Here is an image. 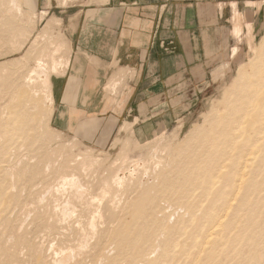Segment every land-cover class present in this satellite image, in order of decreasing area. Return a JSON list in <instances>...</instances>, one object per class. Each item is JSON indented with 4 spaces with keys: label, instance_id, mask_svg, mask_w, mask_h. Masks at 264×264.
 Here are the masks:
<instances>
[{
    "label": "rangeland",
    "instance_id": "374dc122",
    "mask_svg": "<svg viewBox=\"0 0 264 264\" xmlns=\"http://www.w3.org/2000/svg\"><path fill=\"white\" fill-rule=\"evenodd\" d=\"M6 1L7 0H0V23H3V21L6 23L5 25L7 26V29H6L7 31H10V28L12 31H14L13 29L18 28V29H21L23 32H25V34L23 35V38L21 36L19 37V42L20 43L23 42L21 44L22 49H21V51H19L16 49L17 47L12 48L11 45L6 44V41H8V43H9L11 36H9V32L7 33L8 35L6 34L7 31L4 30L6 28V26L3 25L4 23L2 24V26L0 24V33L5 32L4 35H7L6 37L9 36L5 42H4V39L3 40L1 39L2 43L3 44L5 43V45L8 46V47L6 46L7 48H5V45L0 44V46L2 47V49L0 47V61H1L0 62V69H1L0 70V78L2 77L0 79V81H1L0 82V89H1L0 90V99L2 97L3 98L5 97L6 92H7V95H6L7 97H5V98L7 99L10 97V100L9 99L6 100L5 98L3 100L2 99L0 100V106L5 104V107H4V105H3V107H0L1 108L0 111L3 112V114H0L1 116L3 115L2 117H0L1 118L0 129L2 127L1 123L5 119L4 114H6V113L4 111H5V108L7 105L6 103L13 104V103H15L13 101H15V99H17V93L15 92L14 89H12L14 87V85L10 82H12L15 79V81H13V83H15L16 78H18L20 80V78H22V76H24L26 73H28V70L34 69V67H36L34 59L40 53H42V52H40V50L43 51L45 45L48 44L46 42V39H43V36L44 35L46 37L49 36V38H50L53 35L55 36V33L56 34L58 33L60 35L63 34V37H59V39L56 40L57 43L62 45V46H60V49H61L60 54L63 53L65 55H67V54H69V51L71 50V53L69 56L70 57L69 59L71 60L72 54H73L72 49L74 48V52H76L75 48H76V44H77L76 41L73 40V46H72V35L75 32V30L77 29V25L79 23V18H80L79 13L77 12V8H81V7L83 8V7L89 6V5H91V3L94 2V0H44L45 1L44 4H41L40 0H19L20 6L23 10V15H22L23 17L22 16L17 17V16H14L13 13H12V15H8L7 10H6V8H7V2ZM216 1L224 2V6L222 9V14L224 17L220 20V23L217 25V31H216L217 33L215 35V38L213 40H206V42H205V44H206V56L208 59V67L204 70V72H202L200 81L197 79L196 82H191L187 79L181 78L179 75L178 77L180 79L176 80L177 82H175L174 88L169 90L168 93L164 92V90H162L161 88H158V89L154 88L155 90L152 89L153 91H151V93H152L151 97H147L150 93V90L149 91L145 90V88H143V89L142 88L132 89V87L130 86V81H132L135 77V70L128 68V67H119L115 63L106 64L107 68H110L111 66H113L115 68V70L111 72V75L107 78L104 86L111 84L115 79H118V78L124 79V80L121 81V85L118 86L117 93H115L114 95L108 93L105 89H102L104 91V93L108 94V95H106L107 98L104 99V104H101L102 99L98 98L97 104H99V105L91 106V110L89 112H86V113L83 112L84 114H80L82 116H80V120H78L77 122L75 121V118L73 119V116H71V119L69 118V116H68L69 114L67 112L65 113L66 110L64 111L63 105L61 103H59L58 99H57V101H55L54 95H53L54 80L57 77L64 76L65 73L68 72V67L70 65V61L68 63V66L64 68L63 73L59 74L56 77L53 76L51 78V85L48 88L43 89L42 91H39V92H38V90L32 92L31 89H29V88L26 89L25 101L28 98V102L29 101H31V102H29L30 103L29 104L26 101V104L28 103V105L26 106V104H25L24 108L26 107V111H29L31 114H34V115L37 114L36 121H26L24 124L25 126H21L17 130V132H20L19 134H23V135L25 134L24 137H25L26 141L28 140V137L30 135H33L31 138V143L33 144V145L31 144L32 145L31 149H33V150L38 149V151L37 150L36 151L38 152L37 154H39L40 157L37 154L36 155L30 154V152L27 153V151L25 150L26 146H23L22 147L23 149L22 148L20 149L21 151H19V152L15 151L14 153H12L13 159L10 158L11 161L8 160V164L10 163V165L8 167H6V169L4 168L5 170H3V173H5V174L9 172L8 174H6L7 177L12 175V176L8 177V179L10 178L9 180H11L10 181L11 183H13V182L15 183V178L18 177L17 179L19 181L17 182V179H16V184H15L16 186L12 187V189L10 188L12 190V193H14L16 195V203H15L16 206L18 204L20 206L26 205L23 203H28V205L30 206L32 204V202H33L32 205L35 206V204H37V203H35L36 202L35 201L36 195L34 193L30 194L31 193L30 190L27 192L28 188L24 187L25 183L22 180V178L20 179V177H22V176H19L16 174V177H15V174L13 172L16 173L17 172L16 170H18V172L20 170L21 171L20 175H22L24 173L26 174V172L29 170V166H31V164H33L34 162L36 163L38 161V157L40 159L43 157L41 160L45 161L48 158L46 155L49 156L51 151H52L51 156H53L52 157V159H53L52 164L55 163V164H53L52 167H54L55 169H56V167H59V165H62V164H66L69 166H72V164H73V165H75L74 167L76 169L77 167H79L78 164H76L79 162V160L75 161V159L78 158L79 155L80 156L82 155V154H79L81 152L84 153L82 156H86V155H88L89 157L91 156L94 159L93 160L94 162L90 166V169L86 173L83 174V172H81L80 169L77 168L76 173H78V171H80V173H78V174L82 173L80 175L81 181L82 182L84 181V183L89 184V186L92 190L91 191L92 195H98L100 193H105V195H106L104 198L103 204L105 205V207H106V205H108L107 206L108 208L106 207L107 212L104 210L103 211L104 217L97 218L98 222L103 223V224L101 223L100 227L103 226L101 228H103L105 230V232H104V234H103V232H101L102 234L97 233L96 234L97 236L94 237V242L95 241L96 242L97 241L102 242V240H105L104 242H106V243H103V244L105 246H107L106 249L108 250V247H109V250L111 249L112 246H111L109 241H111L110 238L112 236L113 229L116 228L119 224L120 220H118V216L120 218H122L124 216V214H126L128 212V209H129L128 207H131L132 203L134 204V202H132V200L133 201L135 199L137 200V197L141 198V194L145 190H150L152 188L153 191H151L152 189L150 191H151V194H153L154 188L159 186L160 184H162V181L165 179L164 178L165 175L167 178L165 181H163V183L167 182L170 178H174V176L177 173H179V171H181L185 168L184 167V163H185L184 161H185V157L187 156V152H189V148H191L195 144L194 141H195L196 137L200 134V133H198L197 136L194 137V135L196 134V131L200 132L201 130H203L204 128L209 126L211 119L213 118L215 113H217V111L223 109L228 104L227 101L231 95L232 86L234 87V85H236V83H238V81H239L238 78H240V76H242L241 75L242 72H244L245 70L249 71L250 66L248 63L246 64L247 60L244 59V56L247 52V44H246L245 39H243L244 41L242 40L240 43H238V54L233 59L228 58L230 47L235 46L237 44V39L234 37L231 30H230L231 34L227 33V31L230 28L232 29L231 7L229 5L230 0H201V3L202 4L205 2H213L214 3ZM259 1H262V4H261L259 13L256 16V18L258 17L257 18L258 22L261 23L264 21V1L263 0H259ZM237 4H238V9L243 10L244 0H238ZM36 12L45 13L43 18L40 21H37L33 16L34 13H36ZM24 13H25V15H24ZM9 14H11V13H9ZM14 18L16 21H14ZM22 18H24L26 20L24 21V19H22ZM256 18H255V20H257ZM9 20L13 23L11 26H10L11 22ZM17 20H18V22H17ZM33 20H35V21L33 22ZM22 21H24V23ZM31 21L33 22V24H36V25H33ZM30 22L32 25H30ZM260 23L256 24V22H255L253 24V28L255 29L256 26L259 27ZM28 25H29V27H28ZM8 26H10V27H8ZM34 26H35V29L33 28ZM1 27H3V28H1ZM30 27H31V29H30ZM12 31H10V32L12 33ZM42 32H43V36L41 35ZM11 33H10V35H11ZM48 33H50V34H48ZM6 37H5V39H6ZM263 37H264V34L261 35V39H262V40L260 39L261 41L264 40ZM36 38H37V40H36ZM51 39H52V37L50 38V40ZM21 40H22V42H21ZM260 40H257V46H259V43L261 42ZM258 41H260V42H258ZM29 45H31V46H29ZM38 45H40V46H38ZM28 56H29V58H28ZM77 56H78L77 53H75V58ZM43 58L45 59L47 57L44 56ZM225 60H229V63L231 66V72L229 73V75H227L225 78H222L220 81L212 78L213 77L212 76L213 70L216 69V67H218ZM241 66H243V67H241ZM239 69H240V71H239ZM7 70H9V71H7ZM23 71H25V72H23ZM16 73L17 74L20 73V74L17 75ZM21 74H22V76H21ZM7 75H8V77H6ZM16 75H17V77H16ZM18 79H17V81H18ZM3 80H4V83L6 85L9 83V86L11 84L13 86L11 85L10 87H6V86L4 87L3 86L4 84H2ZM64 80H66V77L64 78ZM215 80H216V82H215ZM18 82H16V83H18ZM73 82H74V78L70 77L68 80V88H67L66 95L64 98L65 101H67V96H69L71 94ZM32 86H34L35 89H39L37 83H35ZM4 88H6V89H4ZM8 88L10 90H8ZM12 90H13V93L16 94V95H14L15 98L12 96L13 95L11 92ZM2 91H4V94H5V95L2 94L3 96L1 95V93H3ZM8 92H9L10 96L8 95ZM32 93L36 96L34 97V95H32ZM137 95H138V97H137ZM135 96H136V100H135ZM12 97L14 100L12 99ZM141 97H142V99H141ZM3 101H5V102H3ZM30 108H32V109H30ZM72 110H74V109L69 108L68 112L72 111ZM73 115H74V117H76L75 113ZM83 116H84V118H89V119L94 118L96 120H94V119L92 121L87 120L88 122H86V121L82 120ZM35 122L36 123L38 122V123L35 124ZM34 130H35V132H34ZM36 132L38 133V137H37ZM34 135L37 137L36 142L34 140L35 139ZM15 138H17V137H15ZM0 139H1L0 140V142H1V141H3L4 138L0 137ZM40 140H41V142H40ZM42 141H43V144H42ZM58 141H60V142H58ZM48 142L52 143V144H48ZM191 143H192V145H190ZM44 144H46V145H44ZM41 146H43L44 149ZM61 148H63V149H61ZM13 150L14 149H12L11 152ZM39 150H40L41 154H43V156L40 154ZM74 154L78 155V156L76 157V156H74ZM92 154L96 155L97 157L93 156ZM27 156H28V158H27ZM88 156H86V157L88 158ZM35 157L37 158V160L35 159ZM7 158H9V156L5 157V160H7ZM67 158H68V160H67ZM71 158L74 160L72 161ZM96 159H97V161H96ZM140 159L144 161L143 165H141V166L135 165L136 164L135 161L140 160ZM65 160H67V161H65ZM255 160H258V158L256 157ZM14 162H16V163H14ZM64 162H66V163H64ZM203 163H204V160H201V167H203V165H202ZM22 165H25V166L23 167ZM129 165H133V168H134L133 170H135L134 171L135 175L126 176L124 178L125 183L123 182V184H119V185H122L121 186L122 188L119 185L113 184V181L115 183V176H114L115 173L117 171H119L120 169H122L123 168L122 166L128 167ZM119 167H120V169H118ZM256 167H255L256 171L255 170H254L255 172L253 171L255 173V175L253 173V175L250 176L249 181L242 184V187H241L242 191H243V187L244 188L247 187L249 189V192H247V194H245L243 196L242 195L237 196V200L232 202L233 206H235V207H232L231 209L229 207V210H231V211H229L228 209L226 210V212L223 211L222 214L224 213L225 216H222V217H225V219L221 218V220L224 219L223 222L225 221V224L227 225V226L225 225V229H226L225 230V233H226L225 236L227 237V232H228L230 234V237H231V238L227 239L228 240L227 243H230L233 239H235V237H237L240 234V231L243 232L245 229H246V232L248 234L247 236L249 237V238L247 237L248 238L247 243L240 246L236 252L232 251V250L229 252V254H231V257H233V258L244 257V258H246V262H249V264H264V230H263L264 229V208L263 209L261 208V207H264V160L260 163V166L257 169H256ZM23 169H24V172H23ZM11 172H12V174H11ZM46 172H47V174H46L47 176L46 175L45 176H46L47 181H49L50 186H51V184L54 185L56 183V181H54L56 178L55 179H53V178H54V176H56L58 174L55 175L52 168H51V170H50V168H48L46 170ZM171 172L173 175L171 174ZM13 176L15 178L12 179ZM48 177L50 179H48ZM20 180H22L23 183ZM87 180H88V182H87ZM19 182H20V184H19ZM11 183H10V185H11ZM152 184L156 185V186H153ZM107 186H109V187H107ZM38 187H40V185ZM99 191H101V192L99 193ZM116 193H117V196L120 193L118 198H117V196H115ZM29 195H31V196H29ZM49 195H50V193H47L46 196H49ZM120 196L121 197L123 196L122 197L123 200L120 198ZM28 197H30V198H28ZM157 197L159 198V195ZM238 198L239 199L241 198V200L243 198L244 200L249 201V202L245 203V204L242 203L243 205H238V203H239ZM119 199H121L122 201L121 200L119 201ZM159 199L162 202H159L160 209L159 208H158L159 210L157 209L158 210L157 211V219H159L160 224H162V225L160 226L161 229H159V231L156 234V236L158 238L156 236H155L156 238L153 237V241H151V243L155 246L158 245L159 243L163 244V245H161L162 246L161 248H165L163 250L168 249L171 251L172 258H171L170 264H173V263L174 264H189V263L194 262L196 259L197 260L201 259V253L197 251L196 247H194L195 249L194 248L191 249L193 247L191 244V241H192V238L194 236V231L191 230V225L193 224V223H191V221L193 219V216H194V218H197V219L199 217H201V220H202L203 215L206 211V207L210 204L211 201L210 200L206 201L205 199H202L201 200L202 202L200 201L202 203V205L199 204L200 205L199 207L200 208L202 207V208L200 209L198 207L197 209H200V210H198V211L196 210V213L193 212V213L189 214V212L186 210V207L183 204L181 205V203H179V202L177 204V201L175 202L174 200H168L165 198L164 199L159 198ZM117 200L121 204L118 203ZM124 200L127 202H125ZM167 200H168V202H167ZM113 201L115 202V205H114V203H112ZM21 202H22V204H20ZM128 202H130L129 203L130 205H128ZM124 203H125V205H123ZM19 205L17 206L18 208L15 206L14 211L17 208L15 213L18 212V210L20 208ZM119 205H121V206H119ZM122 205L124 206L125 209L122 207ZM126 205H128V206H126ZM92 206H93V208L97 207V202L92 204ZM112 206H115L118 208L117 212H116L117 208L112 207ZM125 206L128 208L127 211H124V210H126ZM236 206H241V207L238 208ZM111 208H115V210L111 209ZM121 209L123 210V212ZM41 210H43V209L42 208L41 209L36 208L35 210L32 211L33 213L31 214V212H30V214L33 216L35 214V212L38 211L37 215H40ZM120 212L123 215H121ZM215 212H218V211L216 210ZM15 213H13V215H11V216L13 217ZM84 213L83 214L85 216L81 213V215H82L81 218H84L82 220H85V218H87L85 211H84ZM115 213H116V215H115ZM112 214H113V218L116 216L115 219L111 218ZM103 218H104V220H103ZM190 218H192V219L190 220ZM75 219L76 218H73L72 220H70L71 222H67L66 226L63 225V223H62L61 225L63 226L64 229H61V228L56 229V228H54V226H52L53 229H51V231H50L51 235L49 234L48 238H47V235L44 236L45 237V238L43 237L44 240L42 238L39 239V237H38V239H37V237H33V230L32 229L34 228V226H32V225H34V224L30 223L27 226V231H26L27 233H25L24 236L26 238H27V236H26L27 234H28V236H30V238L28 237L29 242H27V245H29V243L31 241H33V242H32V245L30 244L31 247L27 246L26 249L28 250V248H33L36 245V243H37V245H39L40 243H43L42 245L44 246V243H45L44 241L50 240V238L52 241L50 240V242H46V245L44 247L49 246L50 244H48V243L52 244V242H53V244H54L56 241L59 242V243L56 242L57 245H59L60 243L63 244V242H61L62 239L63 240L65 239V241L67 240L66 242L64 241L65 242L64 244L73 243V241L76 242L77 240H75V239H78L77 234L79 232L77 231L78 227H77V222ZM99 219H101V220H99ZM105 219L107 220V222ZM110 219L114 220V221H111ZM73 220H75V221H73ZM75 222H76V225H75ZM112 222H114L113 223L114 225L112 224ZM104 223H106V224H104ZM70 224H73L75 226L70 225ZM67 225L70 227H68ZM183 226H184V228L186 227L184 230H191V231L186 232L185 236H182V237L181 236L180 237L175 236L174 235L175 227L177 229V228H182ZM65 227H68L70 230L68 228H65ZM71 227H75V228H71ZM100 227H99V225H97V230ZM254 227H256V228H254ZM28 228H30L29 229L30 231L28 230ZM101 228H100V230H101ZM110 228H112V229H110ZM55 229H56V232L53 233V230L55 231ZM66 229H68V230L66 231ZM73 229L75 231H73ZM31 230H32V232H31ZM61 230L62 231L64 230V232H63V233H65V235L63 234L64 236H62V232L61 233L58 232ZM170 230H171V232H170ZM249 230H251V231H249ZM68 231L71 233H69ZM73 232H74V235H73ZM75 232H78V233H75ZM55 233H58V234H56L57 236L54 235ZM59 233H60V235H59ZM187 233H188V236H187ZM167 234H168V236H167ZM108 235H109V237H108ZM50 236H53L54 238L50 237ZM70 236L73 238H71ZM98 236H100V238H103V239H100V238L98 239ZM186 237H188V238L185 239ZM35 239H36V243L34 242ZM177 239H178L179 243H177ZM183 239H185V241ZM40 240H43V241L38 243L37 241H40ZM189 240H190V242H187ZM94 242L92 241V243H94ZM174 243L175 244L177 243V244L175 245ZM57 245L55 244V246H57ZM159 245L157 246L158 249L152 254V257L154 259L157 258L158 256L157 257H155V256L158 255L162 251L161 248L159 250ZM185 245H187V247H186L187 250H185V249L182 250L181 247L185 246ZM247 247H250V248L247 249ZM249 249H250V251H249ZM190 250H191V252H190ZM179 252H180V255H179ZM35 253L34 254L37 255V252H35ZM46 253H41V256H43V257L40 256L39 259L42 260L43 258H45L47 256H48L47 258H51L53 256V254H51L50 252L47 253L48 255ZM190 253H191V255H190ZM93 254H95V253L92 252V253L88 254V256L85 255L84 259L79 260L80 261L79 264L80 263L81 264H85V263L90 264V262H91V264H99L100 262L98 263L94 260L95 255H93ZM193 254L195 256H193ZM49 255H52V256H49ZM190 256L195 257V258L191 259ZM87 257H89L88 259L91 258V261L89 260V262H87L88 261ZM185 257H187L186 260H185ZM224 257H226L225 264H231V263L235 264L234 261L230 263L231 258L229 255L226 254ZM92 259H93V262H92ZM196 261L194 262V264H196ZM141 263L144 264L143 262H140L137 264H141Z\"/></svg>",
    "mask_w": 264,
    "mask_h": 264
},
{
    "label": "bare ground",
    "instance_id": "6f19581e",
    "mask_svg": "<svg viewBox=\"0 0 264 264\" xmlns=\"http://www.w3.org/2000/svg\"><path fill=\"white\" fill-rule=\"evenodd\" d=\"M6 2H7L6 10H7L8 15H12V13L14 16H17V17H21L23 15V10L20 6L19 0H7ZM229 3L231 6V12H232V16H231L232 29H231V32L233 33L234 37L237 39V44L235 46L230 47L228 58L233 59L238 54V43H240L243 39H245L246 44H247V52L244 56V59L247 60V62L245 61L246 64L248 63L250 66L249 71L245 70L244 72H242V74H241L242 76H240V78H238L239 79L238 83H236V85H234V87L232 86V89H231L232 92L230 95L231 98L229 97V99L227 101L228 104L223 109H221V110L217 111V113H215V115L211 119L209 126L204 128L200 132L196 131V134L194 135V137L197 136L198 133H200V134L196 137V139L194 141L195 144L191 148H189V152H187V156L185 157V161H184L185 162L184 163L185 168L183 170L179 171V173H177L174 176V178H170L167 182L163 183V181H165L167 178L165 175L164 176L165 179L163 178L164 180L163 179H162L163 181L161 180L162 184H160L159 186L154 188L153 194H151V191H153V189L151 188L152 189V190L150 189L151 191L145 190L141 194V198L137 197V200L135 199L137 202L135 200L133 201L131 199L132 202H134V204L132 203V206L128 207L129 209L126 207V206L130 205L129 204L130 202H128V205L125 206L126 210H124V211H127V209H128V212L126 214H124V216L122 218H120L118 216V220H120L119 224L112 231V236L110 238L111 241H109L111 246H112L110 250H109V247L107 250L106 249L107 246H105L103 244V243H106V242H104L105 240H102V242H100V241L94 242V237L97 236L96 235L97 233L103 232V234H104V232H105V230L103 228H101L103 226L100 227L102 222L101 223L98 222L97 218L104 217L103 211L107 210L106 207L108 205H106V207H105V205L103 204V201H104V198L106 195H105V193H100L101 191H99L100 194H98V195H92V193H91L92 190H91L89 184L84 183V181L83 182L81 181L80 175L82 173L78 174V173H80V171L83 172V174L86 173L90 169V166L94 162L93 161L94 159L91 156L89 157L88 155H86V156H88V158L86 156H82L84 154L82 152L79 154H82L81 156L83 158L80 155H79L80 157L78 155H75L76 154L75 153L74 156H76V157L78 156V158H76L75 161L79 160V162L76 163L79 166L77 168L80 169V171H78V173H76L77 168L75 169V167H74L75 165H73V164H72V166L62 164V165H59V167H56V169H55L54 167H52L53 164H55V163L52 164V161H53L52 157L53 156H51V153H52L51 150H50L51 152L49 151L50 155L49 156L46 155L48 157L47 160L42 161L41 159L43 158L42 157L43 154H41L40 150H39V152L42 155L41 159L39 158L40 155L37 154L38 149H36L37 151L31 149V146L33 145L31 143V138L33 135H30L28 137V140L26 141V139L24 137L25 134L23 135V134H19L20 132H17V130L21 126H25L24 124L26 121H36L37 114H35V115L31 114L29 111H26V107L24 108L26 101L28 102V98L25 101L26 89L29 88L32 90V92L38 90V92H39V91H42L43 89L48 88L51 85V78L53 76L56 77L59 74L63 73L64 68L68 66V63L70 61L69 56H70L71 50L69 51V54L65 55V54L61 53L62 54L61 55L60 54V50H61L60 46H62V45H60L56 41L59 39V37H63V34L60 35L58 33L57 34L55 33V36L54 35L51 36L52 39L50 40L51 37L49 38V36L48 37H46L45 35L43 36V32H42L41 35L43 36V39H46V42L48 44L45 45L43 51L40 50V52H42V53H40L34 59L36 67H34V69L28 70V73H26V74L24 73L25 74L24 76H22V74H21L22 78L19 77L20 80L18 78H16L17 75L20 74V73L17 74L18 73L17 72L16 73L17 75L15 78H16V82H18V81L19 82L13 83V81H15V79L12 82H10L14 85V87L13 88L11 87V88L14 89L15 92L17 93V99H15V101H13V102H15L13 104L6 103L7 105H6V108L4 111L6 113V114H4L5 119L1 123L2 127L0 129V137H3L4 139H3V141H1L2 143L0 142V264H79L80 259H84L85 255L88 256V254H90L92 252L95 253V254H93V255H95L94 260L98 263L100 262L99 264H137L140 262H143L144 264H170L171 258H172L171 251L168 249L163 250V249H165V248H161L162 247L161 245H163V244H160V243H159L160 245L158 244L159 250L161 248L163 252L161 251L162 253L160 252L158 255H156L155 257H157V256L158 257L155 259L152 257V254L158 249L157 248L158 245H156V246L153 245L151 243V241H153V237L156 236L159 229H161L160 226L162 225V224H160L159 219H157V211L160 209L159 202H162V201H160L159 198L174 200L175 202L177 201V204H178V202L181 203V205L183 204L186 207V210L189 212V214L193 213V212L196 213V210L198 211L202 208V207L201 208L199 207L200 206L199 204L202 205V203H201L202 199H205L206 201L207 200L211 201L210 204L206 207V211L203 215L202 220H201V217H199L198 219L194 218V216H193V219L190 218V220L192 219L191 223H193L191 225V230L194 231V236H193L192 241H191V244L193 247L191 249L196 247L197 251L201 253V259H198V260L196 259L197 261L195 260L196 264H199V263L200 264H225L226 257H224V256L226 254L229 255L231 258L230 263L234 261L235 264H249V262H246V258H244V257L233 258V257H231V254H229V252L231 250L236 252L240 246L247 243V240L249 237L247 236L248 234L246 232V229L243 232L240 231V234L237 237H235V239H233L230 243H227V241H228L227 239H229L231 237H230V234L228 232H227V237L225 236V234H226L225 233V230H226L225 225L226 224H225V221L223 222L225 217H222V216H225V214L224 213L222 214V212L223 211L226 212L227 209L229 210V207H230V209L232 207H235V206H233L232 202L237 200V196H239V195L243 196V195L247 194V192H249V189L247 187H245V188L243 187V191L241 190L242 184L249 181L250 176L253 175V173L256 171L255 167L257 166L256 167V169H257L260 166V163L264 160V40L261 41L262 40L261 35L264 34V21L260 23V22H258V19H257L258 17L256 18V16L259 13L262 1L244 0L243 10L238 9V6H237V3L235 0H232ZM217 5L221 11L223 9L224 2H218ZM9 13H11V14H9ZM44 14L45 13H43V12L42 13L36 12V13H34L33 16L37 21H40L43 18ZM24 15H25V13H24ZM255 18L257 20H255ZM22 19H24V18H22ZM25 20L26 19H24V21ZM14 21H16L15 18H14ZM24 21H22V22L24 23ZM34 21L35 20H33V22ZM17 22H18V20H17ZM31 22H30V25L33 24V22H32V24H31ZM255 22H256V24L260 23V26L259 27L256 26V28L254 29L253 24ZM3 23H0L1 26H2V24L3 25L6 24L4 21H3ZM12 24L13 23L11 22L10 26ZM33 25H36V24H33ZM10 26H8V27H10ZM28 27H29V25H28ZM1 28H3V27H1ZM33 28L35 29V26ZM6 29H7V26L4 30H6ZM30 29H31V27H30ZM13 30L14 31H12L10 28V31H12V33L10 31L6 30L7 31L6 34L9 32V36H11L10 40L8 39L9 43H8V41H6L7 38L9 37V36L6 37L8 34L4 35L5 32L0 33V42H1L0 44H3L1 39L2 40L4 39V42L6 41V44L11 45L12 48L17 47L16 49L21 51V49H22L21 44L23 42H22V40H21L22 43L19 42V37L21 36L23 38V35L25 34V32H23L21 29H18V28L13 29ZM10 33H11V35H10ZM48 34H50V33H48ZM5 37H6V39H5ZM36 40H37V38H36ZM257 40L261 41V42L258 41V42H260L259 46H257ZM3 45H5V43ZM6 46L7 45H5V48L8 47V46L7 47ZM29 46H31V45H29ZM38 46H40V45H38ZM1 49H2V47H1ZM44 56L47 58L44 59L43 58ZM28 58H29V56H28ZM243 66H241V67H243ZM7 71H9V70H7ZM239 71H240V69H239ZM23 72H25V71H23ZM230 72H231V66H230L229 60H225L218 67H216V69L213 70V72H212L213 77L212 78L220 81L222 78H225L227 75H229ZM6 77H8V75ZM17 79H18V81H17ZM123 80L124 79H119V78L115 79L111 84L103 86V89H105L108 93L114 95L115 93H117V88H118V86L121 85V81H123ZM216 80H215V82H216ZM2 82H3L2 84H4L3 85L4 87L5 86L10 87L12 85L11 84L9 86V83H8L7 84L8 86H7L4 83V80ZM35 83H37L39 89H35L34 86H32ZM4 89H6V88H4ZM8 90H10V89L8 88ZM2 92L3 93H1V95L2 94L5 95L4 91H2ZM11 92L13 94L12 96L14 97V95H16V94L13 93V90ZM6 95H7V92H6ZM6 95H5V97H7ZM8 95H9V92H8ZM32 95H34V94L32 93ZM106 95H108V94H106ZM35 96L36 95H34V97ZM13 97H12V99H13ZM4 98L2 97L1 99L3 100ZM7 99L10 100V97ZM3 102H5V101H3ZM29 102H31V101H29ZM28 103L26 104V106L28 105ZM3 105L5 107V104H3ZM3 105L0 107H3ZM32 108H30V109H32ZM0 110H1V108H0ZM0 114H3V112L0 111ZM2 116L0 115V117H2ZM93 119L94 118L89 119V118L83 117L82 120L88 122L87 120L92 121ZM0 120H1V118H0ZM94 120H96V119H94ZM37 123L35 122V124H37ZM34 132H35V130H34ZM15 137H17V138H15ZM37 137H38V133H37ZM37 137L36 136L34 137L35 142H36ZM40 142H41V140H40ZM58 142H60V141H58ZM192 143L190 145H192ZM42 144H43V141H42ZM48 144H52V143L48 142ZM44 145H46V144H44ZM23 146H26L25 150L27 151V153L30 152V154H35V155L37 154L39 156V157L37 156L38 161L36 163L32 162L33 164H31V166H29V170L26 172V174L24 173V174L20 175V173H21L20 170H19V172H18V170H16L17 172L16 173L13 172V173L15 174V177H16V174L19 176H22V177H20V179L22 178V180L24 181V183H25L24 187L28 188L27 192L30 190V192H31L30 194L34 193L36 195L35 196L36 197L35 203H37V204H35V206L32 205L33 202L30 206L28 205V203H23V204H26L23 206H20L18 204L20 208H19L18 212L15 213V211L18 208L17 207L18 205L16 206V204H15L16 203V195L14 193H12L11 189H12V187L16 186L15 185L16 179L18 177L15 178L13 176L12 179L15 178V183L14 182L11 183L10 182L11 180H9L10 178L8 179V177H10L12 175L7 177L6 174H8L9 172L5 174V173H3V170H5L6 167H8L10 165V163L8 164V160L11 161L10 158L13 159L12 153H14L15 151H18V152L21 151L20 149ZM41 147L43 148V146H41ZM12 149H14V150L11 152ZM61 149H63V148H61ZM8 156H9V158H7V160H5V157H8ZM93 156H96V155H93ZM256 157L258 158V160H255ZM27 158H28V156H27ZM35 159L37 160L36 157H35ZM67 160H68V158H67ZM67 160H65V161H67ZM73 160L74 159H72V161ZM201 160H204V163L202 164L203 167H201ZM96 161H97V159H96ZM143 162L144 161L140 159V160H136L135 161L136 164L135 163L134 164L137 166L138 165L141 166V165H143ZM14 163H16V162H14ZM64 163H66V162H64ZM22 166L24 167L25 165H22ZM124 166H122L123 168L121 167L122 169H120V167L118 168L120 170L115 173V175H114L115 176V183L113 181V184H115V185L123 184L124 178L126 176L135 175L134 174L135 170H133L134 169L133 165H129L128 167H124ZM48 168H50V170L52 168L55 175L58 174V175L54 176V178H53V179L56 178L54 180V181H56V183L54 182L55 184L53 183L54 185L51 184V186H50L49 181H47V179H46V176H47L46 170ZM23 172H24V169H23ZM11 174H12V172H11ZM171 174H172V172H171ZM254 175H255V173H254ZM48 179H50V178L48 177ZM22 180H20V181H22ZM18 181L19 180L17 179V182ZM23 181H22V183H23ZM87 182H88V180H87ZM10 183H11V185H10ZM19 184H20V182H19ZM39 185H40V187H38ZM119 186L121 187L122 185H119ZM153 186H156V185H153ZM107 187H109V186H107ZM47 193H50V195L46 196ZM119 194L117 196V193H116L115 196H117V198H118ZM158 195H159V198L157 197ZM29 196H31V195H29ZM122 197L120 196L121 199H122ZM28 198H30V197H28ZM121 199H119V201ZM168 200H167V202H168ZM119 201L117 200L118 203H120ZM95 202H97V207L93 208L94 205L92 206V204H94ZM125 202H127V201H125ZM248 202L249 201H246L243 198L241 200V198H240L238 205H243L242 203L245 204ZM112 203H114V205H115L114 201ZM20 204H22V202ZM123 205H125V203ZM123 205H122V207L124 208ZM15 206L17 208L14 211ZM119 206H121V205H119ZM112 207H115V206H112ZM198 207L200 209H197ZM236 207L240 208L241 206H236ZM36 208H39V209L42 208L43 210H41L40 215H37V212H38L37 211V212H35L36 215L34 214L32 216L31 215L33 213L32 211L35 210ZM115 208H117V207H115ZM115 208H111V209L115 210ZM261 208L263 209L264 207H261ZM117 210H118V208L116 209V212H117ZM216 210L218 212H215ZM84 211L86 212L87 218H85V220H82L84 218H81L82 217L81 213L83 214ZM229 211H231V210H229ZM30 212H31V214H30ZM122 212H123V210H122ZM13 213H15V214L12 217L11 215H13ZM115 215H116V213H115ZM121 215H123V214L121 213ZM73 218H76L75 220L77 222V227H78L77 231L79 232V233L75 232V233H78L77 234L78 239H75V240H77L76 242L73 241V243L64 244L67 240L65 241V239L64 240L62 239L61 242H63V244L60 243L59 245H57L56 242H58V241H56L54 244H53V242H52V244L48 243L50 245L47 247H44L46 245V242H50L51 238H50V240L44 241L45 242L44 246L42 245L43 243H40L39 245H37L36 239H35L34 242L36 243V245L34 247L32 246L33 248H28V250L26 249L27 246L31 247L32 242H33V241H31L29 243V245H27V242H29L28 237L30 238V236H28V234L26 235L27 238L24 236V234L27 233L26 232L27 226L30 223L34 224V225H32V226H34V228L33 229L31 228L33 230V237H37V239H38V237H39V239H41V238L43 239L44 236L47 235V238H48L49 234L51 235L50 231H51V229H53L52 226H54V228H56V229H60V228L64 229L61 224L63 223V225L66 226V223L71 222L70 220H72ZM111 218H113V214H112ZM115 218H116V216L113 219H115ZM221 218H224V219L221 220ZM75 220H73V221H75ZM99 220H101V219H99ZM103 220H104V218H103ZM111 221H114V220H111ZM76 222H75V225H76ZM106 222H107V220H106ZM113 223L114 222H112V224ZM104 224H106V223H104ZM70 225H73V224H70ZM75 225H73V226H75ZM97 225H99L101 230H100V228L97 230ZM68 227H70V226H68ZM68 227H65V228H68ZM71 228H75V227H71ZM185 228H184V226L182 228H177V229L175 227L174 235L178 236V237L185 236L186 232L191 231V230H184ZM254 228H256V227H254ZM29 229L30 228H28V230ZM56 229H55V231L53 230V233L56 232ZM68 229H66V231ZM110 229H112V228H110ZM32 230H31V232H32ZM73 231H75V230L73 229ZM249 231H251V230H249ZM58 232H60V233L62 232V236L65 235V233H63L64 230L63 231L61 230ZM170 232H171V230H170ZM60 233H59V235H60ZM69 233H71V232H69ZM56 234H58V233H55L54 235H56ZM168 234H167V236H168ZM73 235H74V232H73ZM100 236H98V239L100 238ZM187 236H188V233H187ZM50 237H53V236H50ZM108 237H109V235H108ZM71 238H73V237H71ZM187 238L188 237H186L185 239H187ZM100 239H103V238H100ZM178 239H177V243H179ZM185 239H183V240L185 241ZM43 240H40L37 242L39 243V242H42ZM92 241L94 243H92ZM187 242H190V240ZM55 244L57 246H55ZM186 247H187V245L182 246L181 249L187 250ZM248 248H250V247H247V249ZM48 251L51 254H53V256L49 255V256H52L51 258H47L48 257L47 253H49ZM249 251H250V249H249ZM35 252H37V255H35L36 254ZM190 252H191V250H190ZM41 253H46L47 255L46 254L45 255L47 257H45L43 259L41 258L42 260H40L39 257L41 256ZM179 255H180V252H179ZM190 255H191V253H190ZM193 256H195V255L193 254ZM41 257H43V256H41ZM190 257H191V259L195 258L192 256H190ZM88 258L89 257H87V259ZM186 258L187 257H185V260H186ZM89 260L91 261V258L88 259L87 262H89ZM92 262H93V259H92ZM194 262H192V263L194 264ZM192 263H189V264H192ZM90 264H91V262H90Z\"/></svg>",
    "mask_w": 264,
    "mask_h": 264
},
{
    "label": "crops",
    "instance_id": "0c3cea01",
    "mask_svg": "<svg viewBox=\"0 0 264 264\" xmlns=\"http://www.w3.org/2000/svg\"><path fill=\"white\" fill-rule=\"evenodd\" d=\"M218 2L222 1L94 0L77 8L80 18L72 35L76 52L73 48L68 72L54 80L55 101L58 99L69 118L73 116L77 122L80 114L99 105L98 98L104 104L107 96L102 89L115 70L106 64L113 63L135 70L130 86L150 90L147 97L154 88L168 93L179 75L191 82L200 81L208 67L205 42L215 38L224 17ZM70 77L74 82L65 101ZM69 108L74 110L68 112Z\"/></svg>",
    "mask_w": 264,
    "mask_h": 264
}]
</instances>
